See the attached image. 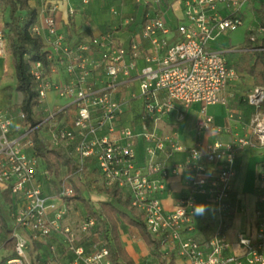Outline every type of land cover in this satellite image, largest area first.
Instances as JSON below:
<instances>
[{"label": "built area", "instance_id": "1", "mask_svg": "<svg viewBox=\"0 0 264 264\" xmlns=\"http://www.w3.org/2000/svg\"><path fill=\"white\" fill-rule=\"evenodd\" d=\"M137 1L161 4L163 0ZM180 1L183 17L177 26L176 40L172 41V28L163 14L157 13L146 19L142 26V36L150 44L144 50L140 41L133 39L125 46L110 33L68 44L66 36L58 30L56 19L57 12L68 0H54L44 26L33 25L32 32L41 37L47 35V45L52 47L50 51L47 45L44 48L48 52L50 70L47 71L41 61L36 62L31 70L39 94L38 104L49 91L55 90L60 97L72 99L79 109L72 122L73 128H64L47 119H39L35 126L27 124L23 110L18 115L22 124H18L0 108V193L11 198L7 225L11 231L7 234L0 216V248L5 238H15V253L6 258L4 264H38L28 256L32 243L38 250L48 247L53 251L41 264H112L109 248L98 239V224L93 217L88 214L81 223L83 231H95L93 234L97 240L93 249L78 244L80 239H76L74 227L67 221L70 211L66 200L78 195L76 185L63 180L54 195L46 193L44 181L49 180L51 172L42 166L30 136L38 128L39 137L42 139L40 133L45 134L50 148L67 149V154L78 166L73 178L78 177L89 191H105L106 195L93 205L95 208L109 198L111 187L117 185L122 190H130L127 197L132 206L144 215L148 230L161 243L160 252L170 261L169 252L174 250L191 264H264V190L259 200L258 222L251 232L240 231V249L236 253L227 252L229 243L222 230L204 243L193 238L182 239L178 230L182 225L189 231L194 230L193 209L198 204V194H213L218 211L224 213L232 179L237 172L236 158L244 147L252 144L251 137L209 145L205 159L199 145L191 148L183 165L188 172V195L180 199L171 213L164 211L158 196L167 189L165 178L168 176L156 161L158 152L165 148L166 142L176 151L185 148L176 140L175 133L160 138L157 123L176 110L178 104L190 106L197 103L202 105L203 114L198 129L210 127L214 116L208 113V106L227 104L225 88L238 77L228 59V54L235 49L217 47V37L243 26L245 9L252 15L247 29L251 41L257 42L264 37L258 14L263 0ZM66 10L69 15L75 12L70 6ZM9 53L5 25L0 23V55ZM141 59L144 64L140 67ZM55 61L64 65L69 74L77 75V80L71 84L56 81L53 77ZM96 69L102 70L107 78L101 89L93 90L88 79ZM134 78L139 81V97L143 100L142 122L148 124L147 131L139 136L132 127H122L120 137L116 139L108 135L98 136L97 131L109 121L114 123L122 112L114 98L118 84ZM246 101L256 108L251 133L260 144H264V85L252 87ZM56 114L53 112L50 119ZM183 117L184 112H180L179 119ZM139 137L146 142V165H140L137 160ZM94 161L101 180L92 175L95 173ZM210 165H217L218 172L210 171ZM58 244L65 247L61 253L57 251Z\"/></svg>", "mask_w": 264, "mask_h": 264}, {"label": "crops", "instance_id": "2", "mask_svg": "<svg viewBox=\"0 0 264 264\" xmlns=\"http://www.w3.org/2000/svg\"><path fill=\"white\" fill-rule=\"evenodd\" d=\"M30 7L36 9L38 13L35 25L44 26L45 17L48 15L49 7L54 0H28ZM75 9L73 15H69L67 7ZM246 20L250 19L251 14L245 9ZM157 13L163 14L167 24L172 28V41L177 38V26L183 17V5L180 0H163L162 3L153 1L139 2L137 0H68L62 5L56 14L58 30L66 36L70 45L76 44L79 40L88 39L102 34L110 33L119 39L125 46L129 45L133 39L142 43L141 49L149 48L150 44L142 36V26L146 19ZM9 18L6 11H0V23L5 24ZM247 22V21H246ZM246 27V25H245ZM248 27V26H247ZM248 29V28H247ZM233 31H226L220 34L215 42L217 47H229ZM247 34V31H246ZM47 45L48 37L43 36ZM230 54L240 53L232 61L228 55L229 63L238 73V77L233 79L225 88L228 97L227 104H214L208 106V113L214 116L213 124L203 130H199L198 121L203 117L202 105L192 104L185 106L178 104L176 110L164 116L157 123V131L160 138L170 133H175L176 140L185 149L173 150L167 142L165 148L159 151L156 161L165 169L168 176L165 178L167 189L159 193L162 206L165 212L171 213L175 210L180 199L188 195V172L183 167L189 158V150L197 145L200 146L205 159L209 145L217 142L229 143L238 141L241 138L251 137L252 144L244 147L236 158V175L232 179L231 192L226 201L224 213H220L217 208L213 194H198V204L207 206V211L203 215H195V228L192 231L185 226L179 227L182 239L193 238L200 243L211 239L219 230L224 231L226 241L229 243L227 252L236 253L240 249L238 234L241 232H251L259 219V209L261 206L260 195L264 190V144H260L251 133L252 118L256 108L249 105L246 95L258 83L256 78L239 68L243 51H248L243 47ZM49 51L52 47L47 45ZM96 56L97 54L94 53ZM230 56V57H229ZM143 66V60L138 63ZM55 72L53 77L61 84H71L77 80V75L69 74L65 66L55 61L53 63ZM138 74V71H135ZM106 76L102 70L92 71L89 77L90 85L93 90L101 89L104 86ZM139 81L137 78L128 83L121 82L117 86L114 98L120 104L122 112L117 115L114 123L110 121L105 127L97 131L98 136L108 135L111 138L120 137L119 130L122 127H132L140 136L147 131L148 124L142 122L143 100L139 97ZM23 94L17 90V74L13 64L12 55H0V108L8 112L18 124H22L18 115L21 110ZM38 107L42 112V119L58 123L64 128H73L74 119L78 112L77 104L69 98L60 97L55 90L48 92ZM264 111V107L262 108ZM56 113L50 119L52 113ZM184 112V117L179 119V113ZM111 127H114L113 130ZM138 163L146 165L148 158L145 153L146 142L138 138ZM66 153L67 149H64ZM95 174L98 175L97 163H92ZM213 173H217L219 167L210 165L208 167ZM96 178V175H95ZM100 178V177H99ZM75 180V178H73ZM101 180V179H99ZM77 186V185H76ZM78 187V186H77ZM81 195L88 199L92 205H97L99 198H103L105 191H89L86 186L78 187ZM46 193L54 195L55 185L44 181ZM123 196L130 195L129 189L122 190ZM69 208L67 221L73 227L77 224V214L80 213V204L83 202L75 199L70 203L66 200ZM84 206V205H83ZM87 211V210H86ZM88 212V211H87ZM119 234L123 246L126 248L135 264H160L158 258L146 243L139 229L133 225L121 223ZM1 245L0 251L5 249L6 255H10L13 250ZM173 264H191L189 260L179 256L176 251L169 252ZM167 262H170L168 258ZM1 262V261H0Z\"/></svg>", "mask_w": 264, "mask_h": 264}, {"label": "trees", "instance_id": "3", "mask_svg": "<svg viewBox=\"0 0 264 264\" xmlns=\"http://www.w3.org/2000/svg\"><path fill=\"white\" fill-rule=\"evenodd\" d=\"M6 10H8L9 18L4 25L9 40V50L16 68L17 90L23 94V101L20 106L25 114L24 122L35 126L39 123L35 111V108L38 107L39 94L31 70L33 65L39 61L45 65L47 71L50 70L47 60L48 52L44 50L46 44L43 37L32 32L38 13L36 9L30 7L29 1L0 0V11ZM258 14L261 25L264 27V0L258 8ZM243 46L248 51L245 56L241 57L239 68L254 76L258 84L264 85V50L262 49L264 48V37L262 40L253 42L250 35L246 34L245 45ZM30 136L34 141L38 156L40 155L46 161L50 172L57 174L61 166H66L70 177L73 178L77 175L78 166L73 159L59 148L48 147L39 137V128L31 132ZM77 189L78 195L75 199L82 201L89 215L97 221L98 239L109 248V258L112 264H135L120 239L119 225L121 223L133 225L139 229L160 264H173V261L167 262L166 257L160 252L161 243L159 239L150 233L145 224L144 215L132 206L128 197L123 196L121 188L117 185L111 187L108 190L109 198L102 200L97 208L81 195L78 187ZM10 203L11 198L0 193V216L7 234L11 231L7 227L10 220ZM3 246L13 250L15 238L10 236L5 238ZM14 253L13 250L10 255L4 256L0 264H4L6 258L13 256Z\"/></svg>", "mask_w": 264, "mask_h": 264}, {"label": "rangeland", "instance_id": "4", "mask_svg": "<svg viewBox=\"0 0 264 264\" xmlns=\"http://www.w3.org/2000/svg\"><path fill=\"white\" fill-rule=\"evenodd\" d=\"M19 13H21V12H19ZM249 18H251V17H249ZM249 23H250V19L245 20L244 25L241 27H238L237 31H234L235 33L232 35V40H231V43L229 46L236 45L238 47V49H241L244 47L243 45H245L246 31H247V28H248L247 26L249 25ZM245 25H246V27H245ZM246 53H247V51H243L242 56H245ZM10 54L11 53H9L8 55H10ZM239 54L240 53L230 54L231 57L230 56L229 57H230L231 61L234 58H236V56H238ZM38 109H39V107L35 108V111L37 112L36 117L38 119H42L43 118L42 112H40V110H38ZM40 135H42L43 142L48 147H51V144L49 143L47 136H45V134L43 135V133L42 134L40 133ZM59 149L66 152L63 147H60ZM41 162H42V166H45L46 168L49 169L46 161L43 158H41ZM92 175L94 178L96 175V178L99 179V176L97 174L92 173ZM63 180L69 181V182L73 183L74 185H77L78 187L84 186V184L78 179V177H76L75 180H73V178L70 177L68 167H66V166H61V168L57 174L51 172L48 181H49V183L55 185L56 188H58V185ZM96 182H99V180H97ZM71 200H75V198H68L69 203ZM86 210H87L86 207L83 206L82 204H80V213L77 214V221H75L77 225L74 227V233H75L76 239L77 238L80 239L78 241V244H83L84 247L93 249L94 245L96 243V240H97V237L93 234V233H95V231L94 232L92 230L83 231L81 229V223L84 222L83 221L84 217L89 214ZM60 245L59 244L57 245L58 253H61L65 249L63 244H60ZM5 252H6L5 249L0 251V261L6 255ZM51 253H53V251L48 247H43L42 249L38 250V247L35 246L34 243L30 244L29 249H28V256L30 257V259H33L34 261H36L38 264H41L40 262L45 261L46 258L48 257V255Z\"/></svg>", "mask_w": 264, "mask_h": 264}, {"label": "clouds", "instance_id": "5", "mask_svg": "<svg viewBox=\"0 0 264 264\" xmlns=\"http://www.w3.org/2000/svg\"><path fill=\"white\" fill-rule=\"evenodd\" d=\"M207 206L203 204H197L194 206L193 213L194 215H203L207 211Z\"/></svg>", "mask_w": 264, "mask_h": 264}]
</instances>
